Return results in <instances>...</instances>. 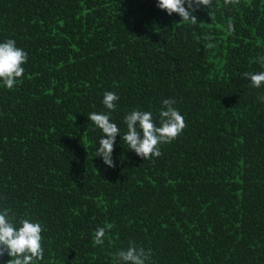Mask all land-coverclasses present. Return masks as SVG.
I'll list each match as a JSON object with an SVG mask.
<instances>
[{
	"label": "trees",
	"instance_id": "16d2710c",
	"mask_svg": "<svg viewBox=\"0 0 264 264\" xmlns=\"http://www.w3.org/2000/svg\"><path fill=\"white\" fill-rule=\"evenodd\" d=\"M157 3L0 0V42L28 57L0 81V209L41 223L37 264H120L130 243L150 264H264V85L242 76L264 71V0H212L197 25ZM106 91L121 136L134 109L159 126L169 98L187 127L146 160L118 135L107 167L88 118Z\"/></svg>",
	"mask_w": 264,
	"mask_h": 264
},
{
	"label": "clouds",
	"instance_id": "9594fccd",
	"mask_svg": "<svg viewBox=\"0 0 264 264\" xmlns=\"http://www.w3.org/2000/svg\"><path fill=\"white\" fill-rule=\"evenodd\" d=\"M224 3L237 4L239 0H224ZM201 5L211 9L212 0H158L157 3V7L165 10L169 16L176 13L182 18L181 21L190 25H197L198 17L194 13ZM227 30L229 33L234 31L231 20L228 22ZM204 39L211 40V37L205 36ZM212 46L211 43L207 45L209 48ZM27 59V53L16 46L15 40L7 39L0 42V81L9 90L23 76V65ZM257 61L264 67V57H257ZM242 76L249 79L254 88L259 89L264 85V71L244 72ZM258 99L264 101V96ZM118 100L119 96L115 92L106 91L102 103L109 112L88 114L89 120L102 131L96 156L102 157L103 163L110 168L116 166L112 153L116 137L120 135L119 127L111 120V111L115 110ZM175 103L176 101L171 98L162 101L159 126L154 122L150 111L134 109L128 113L124 117L127 130L120 135L128 149L143 160L160 157L162 155L160 146L174 141L187 127L184 116L173 106ZM10 211L8 208L0 209V257L7 254L10 257L7 264H37L44 258L42 246L44 228L40 222H33L27 217L17 219L14 213L10 215ZM112 227L111 224L99 227L94 233V245H103L106 232ZM117 256L120 264H150L151 260L150 250L146 252L133 243H130L126 250H120Z\"/></svg>",
	"mask_w": 264,
	"mask_h": 264
}]
</instances>
